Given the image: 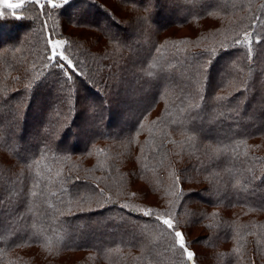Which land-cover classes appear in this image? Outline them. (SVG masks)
Segmentation results:
<instances>
[{
    "label": "trees",
    "instance_id": "16d2710c",
    "mask_svg": "<svg viewBox=\"0 0 264 264\" xmlns=\"http://www.w3.org/2000/svg\"><path fill=\"white\" fill-rule=\"evenodd\" d=\"M103 1L69 0L43 10L30 5L23 12L27 19L0 20V264H60L57 254L27 252L42 247L36 235L41 229L63 236L53 250L89 255L77 264H89L93 254L110 264H189L182 250L170 247L174 237L139 209L176 211L178 229L185 233L183 227L205 218L200 204L238 208L246 218L237 224L224 215H207L203 227L210 254L198 255L185 236L195 264L204 263L205 256L207 264H264V150L257 147L263 141L249 143L264 135V0H116L120 9L132 10L129 17L117 16ZM161 13L173 18L158 22ZM210 13L220 14L223 21L211 29L212 44L181 45L185 51L174 55L172 41L158 42L160 30ZM76 27L91 31L87 37L70 35ZM244 31L259 34L251 59L246 48L220 47L221 42L232 44L225 37ZM49 38L68 42L65 53L81 73L71 81L60 68L43 67L50 63L45 59ZM212 48L215 56L205 51ZM224 61L225 75L211 86ZM37 73L43 75L33 81ZM30 81L32 86L26 87ZM189 102L201 105L185 113L196 119L171 123ZM160 103L159 116L144 122L143 116ZM115 113L125 126L119 131L111 130L118 127L111 121ZM154 120L163 123L150 132ZM169 128L183 136H172ZM138 130L146 135L132 153L131 172L145 176L149 191L162 198V208L131 204L112 190L127 183L129 144ZM185 133L195 140L189 143ZM240 141L246 142L248 157L232 151ZM45 154L42 166L62 169V184L48 185L56 196L33 197L35 177L26 164ZM45 183L36 191L43 192ZM130 192L136 193L128 188L126 194ZM240 226H247L244 233H256L242 242V259L233 251ZM153 237L158 239L153 242ZM225 239L234 243L229 253L216 248ZM116 249L120 251H110Z\"/></svg>",
    "mask_w": 264,
    "mask_h": 264
},
{
    "label": "rangeland",
    "instance_id": "374dc122",
    "mask_svg": "<svg viewBox=\"0 0 264 264\" xmlns=\"http://www.w3.org/2000/svg\"><path fill=\"white\" fill-rule=\"evenodd\" d=\"M101 1H103V0H101ZM139 1H142V0H139ZM103 2L106 5H108L110 7V9H112L113 12H115V14L117 16L129 17V16L133 15L132 10L126 11V10L120 9V7L118 6L119 3H117L116 0H104ZM56 3L60 4V3H62V0H56ZM161 14L163 16H160V15L158 16V22H162L164 20H167L170 17L173 18V16H170L169 13H167V14L161 13ZM179 17H186V16L179 15ZM219 18H221V15L218 13H213L211 15L209 14L208 16H206L204 19H201V20H196V19L193 20V17H192L186 21V24L178 25V26L173 25V26L168 27L165 30H160L161 32L159 31L157 33L158 42L162 43L166 40H169L172 42H175V41H190V42H192V43H189L187 45H182V46H185L187 48H195V47L198 48V47H203V46L212 44L215 41V39L212 40L214 33H215L214 32L215 30L214 29L211 30V29L213 27H215V25H217V24H219V25L223 24V21ZM189 21H191V22H189ZM102 26H104V25H102ZM223 28L224 27H222L221 29H223ZM89 31H91V30H89ZM89 31L87 30V28H84V27H76V28H70L69 34L70 35H77L78 34V35H82V37H87L88 36L87 34H89ZM229 36H230V34H229ZM54 39H62V38H54ZM196 42H199V43H196ZM62 50L65 52V48ZM224 63H225V61L222 62V64L219 63V71L217 74V79L213 80V82H211L212 83L211 86L213 84H215V82H217V81L219 82L220 78H222L225 75V72L227 69L224 70V65H225ZM249 108L246 109V112H248V113L252 111V109H249ZM122 109L124 110V108H122ZM243 111H244V109H243ZM116 113L113 115V119L111 121H114L115 119H117ZM160 113H161V103H160V105L158 104L156 107H154V109L152 111L147 112L143 116L142 120L145 122V121H149L150 119H156ZM81 117H82L81 119H84L86 116H85V114L84 115L81 114ZM261 117L264 118L263 115ZM34 120H35V117H32L31 122H33ZM115 121H116L115 127L116 126H118V127H117V129H111V130H113V131L118 130L119 131L120 128L125 127L124 125L123 126L120 125L121 123L118 122L117 120H115ZM257 122L261 123L260 118H258ZM29 130H30V128H28L26 130V132H28ZM168 130H169L170 134L174 137L183 136V133H181L180 131L171 130L170 128ZM145 135H146V133L144 131L138 130V131L134 132V135L132 138L134 145L132 144V141H130V144H129V147L131 148L130 149V156L128 158V163H126L128 166L125 167L127 174H128L127 183L112 186V190H114L115 192H118V193H123L125 198H129V201L131 204L136 203V202H141L142 206H152V207L155 206V207L162 208L163 207L162 198L159 196H156V195L153 196L154 194L151 193V191H149V189L147 187L148 185L145 181V176H142L140 174H136V176H133V172H131V169L134 167V166H131V165H133L132 162H134V158H133L132 153L138 149V145L140 146V143H142V141L144 140ZM261 141H263V145H264V135H260L257 138L252 139V141H249V143H250V145L255 146L256 143L261 142ZM100 143H102V142H100ZM263 145L258 143L257 147H259V150H261V151L264 150ZM64 146H67L66 143H64ZM191 185H194V183ZM186 186L189 187L190 185H186ZM128 188L132 191H135L136 192L135 195H132L131 192H130V194H126ZM260 189H263V185L260 187ZM144 190H147V191H144ZM144 192H146V193L143 194ZM200 205H201L200 208L206 214L205 218L202 220V222L199 221L200 224L197 223L194 225H190L189 228H186V227H183V228L185 230V236H186L190 246L196 251V253H198V255H201V254L208 255L211 252V247H210L211 245H210V243H208L209 241L205 242V239H204V238H206L205 235L209 236V234H207L208 233L207 230L203 227L204 221L208 220L207 215H211V214L221 215V216L224 215L227 218L235 219L237 221V224L240 223L241 218L245 219L246 216L238 208L217 207V208L209 209V207H207L203 204H200ZM162 212L163 213L164 212L173 213L174 222H176L175 221V215L178 216L176 211H171V210H169V211L165 210L164 211V210H162ZM260 215H257V217H261ZM232 244H234V243L229 239H225V241L220 240L216 244V248L229 253V250L231 249ZM26 249L30 250L27 252L37 251L40 254H45V253H51V254H55V255L57 254V255H59V260H62V262L60 264H71V263L77 264L84 257L89 260V255H87V253H85V252L83 253L82 251L81 252H61L60 253V251H58V250L52 249L51 251H48V250H45V248H43V247H30V248H26ZM26 249H22L19 252L24 251ZM133 251H135V250H133ZM27 252H25V253H27ZM10 257H11V254L8 257V260L10 259ZM90 259H91V262L89 261V264H110V263H107L105 261L98 259L96 257V255H94V254L90 255ZM239 259L237 262L240 261ZM208 261H209V258H206V256H205L204 263H201V264H207ZM30 264H36V263H30Z\"/></svg>",
    "mask_w": 264,
    "mask_h": 264
},
{
    "label": "snow or ice",
    "instance_id": "6c2138e0",
    "mask_svg": "<svg viewBox=\"0 0 264 264\" xmlns=\"http://www.w3.org/2000/svg\"><path fill=\"white\" fill-rule=\"evenodd\" d=\"M62 3L64 5H67L69 3V0H62ZM30 5H35L41 10H43L46 6L51 7V8L61 7V4L56 3V0H0V20H4L8 17H12L17 20L27 19L28 17L23 15V12ZM211 14L212 13H210V15ZM225 39L226 40L231 39L232 44L228 45V44H224L223 42H221L220 47L224 48L225 50H227L228 47H235V46L246 48L248 57L249 59H251L252 52H253V49H252L253 41L255 40L256 43H259L260 38H259L258 33L254 35L253 32L251 31H244L242 33L237 32L235 36L233 37H225ZM47 42L49 45V51L45 59L50 63H45L43 65L44 68L58 67L62 70L63 75L67 77V79L70 81L72 80L73 75L81 74L78 72L77 66L73 63L72 59H70L69 56L66 55L65 52L62 50L65 48V45L68 43L66 40L49 38ZM167 43L168 42H166V44ZM189 43H192V42L190 41L172 42V46L176 49V52L173 54L177 55L181 52H184L185 49L181 47V45H187ZM196 43H199V42H196ZM161 47L163 48L164 46H161ZM205 51H209L212 56L216 55L215 48L205 49ZM33 67H35V65ZM150 67H156V64L154 63ZM169 67H171V65H169ZM41 75H43V73H37L33 77V81L39 79ZM31 86H32V81H30L29 84L26 85V87H29V88ZM216 99L225 100L227 99V97L218 96L216 97ZM200 106L201 105L199 102L197 103L189 102L187 104V108L181 107L179 109V113L177 117L173 119L171 123L176 124L178 121L180 123H183V119H181V117H183L184 119H196L195 116H191L190 114L185 115V113L189 109H192V110L198 109L200 108ZM168 115H171V113H168ZM160 123H163V121H159V120L152 121L151 126L149 127V131L151 132L152 129L156 128L158 124ZM140 127L144 128L145 125L142 123ZM165 135H167V133H165ZM186 135H187V140L189 143L195 140L194 135H188V134ZM169 142L175 143L174 141H169ZM242 145L244 146V150L239 151ZM97 151L100 154L105 153L104 149H99ZM215 151L218 153L222 151V149L217 148ZM232 151L236 153L237 157L239 156L248 157V150H247V145L245 141L238 142L235 148L232 149ZM45 159H48L46 154L42 155L39 161L34 159L33 161L26 164V168L29 170V173L35 177V182L33 184L32 190L30 191V195L33 197H36L41 194H50L51 196H56L57 193L55 191H51L50 193L48 192V185L54 184L57 182L62 184V181L59 180V178L62 176V169H57L53 172L52 168L46 165L42 166V162ZM68 159H69L68 157H57V160H62V161H66ZM98 166L102 167L103 165H98ZM247 171L251 172L252 169L249 168L247 169ZM21 175H23V173H21ZM176 180L178 182V177L176 178ZM41 182H46L45 189L43 190V192H38L36 191V189L40 188ZM237 186H241L244 189L247 188V184H241L240 181H237ZM132 195H135V193H132ZM49 206L51 207V204ZM121 207H128V206L125 204V205H121ZM57 211L59 212V209H57ZM139 211L142 212L144 216L153 217L155 220L159 221L164 226V230L168 232V234L174 237V242L170 247L172 249L178 248L182 250V254L185 256L186 261L189 262V264H195V253L189 249V245L187 244V241L185 238V233L178 229V226H177L178 222H174L173 213L171 212L156 213V211L152 208H147V209L141 208L139 209ZM209 227H211V225H209ZM246 227L247 226H240L239 229H235V238H236L237 247H235L233 251L234 253H237L238 255H240L241 259L243 258L242 252L244 249V243L242 242L246 241L247 235H256L255 232L244 233L242 229ZM163 234L164 232L161 233V235ZM36 235L41 238V246L45 248V250H48V251H51L53 247H59V245L63 242V236L60 235L58 232L53 236H49L45 234L43 229H41L39 232L36 233ZM157 239L158 237L152 238L153 242ZM256 243L259 249L261 245V241L259 238L257 239ZM18 246H21V245H18ZM110 251L119 252L120 249L110 250Z\"/></svg>",
    "mask_w": 264,
    "mask_h": 264
}]
</instances>
